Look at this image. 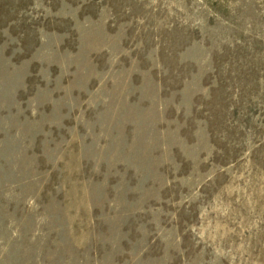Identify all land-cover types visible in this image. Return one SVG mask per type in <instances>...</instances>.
Returning <instances> with one entry per match:
<instances>
[{"label": "rangeland", "instance_id": "374dc122", "mask_svg": "<svg viewBox=\"0 0 264 264\" xmlns=\"http://www.w3.org/2000/svg\"><path fill=\"white\" fill-rule=\"evenodd\" d=\"M0 264H264V0H0Z\"/></svg>", "mask_w": 264, "mask_h": 264}]
</instances>
